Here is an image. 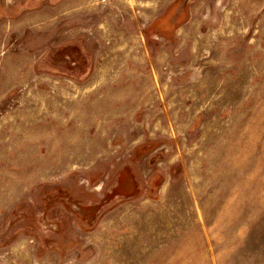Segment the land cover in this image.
Instances as JSON below:
<instances>
[{
	"label": "rangeland",
	"instance_id": "1",
	"mask_svg": "<svg viewBox=\"0 0 264 264\" xmlns=\"http://www.w3.org/2000/svg\"><path fill=\"white\" fill-rule=\"evenodd\" d=\"M0 264H264V0H0Z\"/></svg>",
	"mask_w": 264,
	"mask_h": 264
},
{
	"label": "bare ground",
	"instance_id": "2",
	"mask_svg": "<svg viewBox=\"0 0 264 264\" xmlns=\"http://www.w3.org/2000/svg\"><path fill=\"white\" fill-rule=\"evenodd\" d=\"M53 226H55V225H53Z\"/></svg>",
	"mask_w": 264,
	"mask_h": 264
}]
</instances>
